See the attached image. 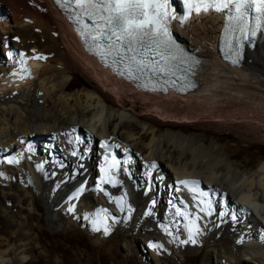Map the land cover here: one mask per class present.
Returning <instances> with one entry per match:
<instances>
[{
  "label": "bare ground",
  "instance_id": "obj_1",
  "mask_svg": "<svg viewBox=\"0 0 264 264\" xmlns=\"http://www.w3.org/2000/svg\"><path fill=\"white\" fill-rule=\"evenodd\" d=\"M225 21L209 12L172 20L173 30L210 42L194 51L197 87L147 94L87 56L50 0H0V264H29L24 221L14 228L7 215L31 214L37 197L51 223L68 219L95 242L119 228L144 233L124 250L141 246L147 264L163 250L204 246L206 264H264V163L243 170L215 142L185 131L213 122L264 138V35L230 61L220 52ZM73 70L89 79L76 92ZM75 131L86 137L81 145H72ZM50 138L57 148L47 152ZM106 139L118 144L114 158L99 149Z\"/></svg>",
  "mask_w": 264,
  "mask_h": 264
},
{
  "label": "snow or ice",
  "instance_id": "obj_2",
  "mask_svg": "<svg viewBox=\"0 0 264 264\" xmlns=\"http://www.w3.org/2000/svg\"><path fill=\"white\" fill-rule=\"evenodd\" d=\"M56 2L72 13L70 19L80 26V34L89 44V51H94L106 65L111 58V66L119 75L135 81L155 80L161 84L163 91H167L169 85L176 87L177 90L195 86L188 80L186 73L193 72L201 61L187 53L173 39L168 23L169 19L177 17H169L167 11L169 0H56ZM184 2L190 5V12L199 14L201 11L207 13L211 10L226 16L222 35V50L226 55L230 53L239 55L243 41L254 38L258 31L264 34V0H184ZM177 81L186 83L177 87ZM141 86L147 87V84ZM180 183L185 186L189 183L198 184L197 181L187 180ZM76 195L78 196L79 192ZM199 195L207 197L208 193L201 191ZM205 203L207 208L201 207L200 211L210 214L211 201L206 202L204 199L199 201L200 205ZM177 214L182 215L179 210ZM104 230L107 233L108 228L105 227Z\"/></svg>",
  "mask_w": 264,
  "mask_h": 264
},
{
  "label": "rangeland",
  "instance_id": "obj_3",
  "mask_svg": "<svg viewBox=\"0 0 264 264\" xmlns=\"http://www.w3.org/2000/svg\"><path fill=\"white\" fill-rule=\"evenodd\" d=\"M208 26H211L210 22ZM180 28L183 27L174 29V33L180 42L189 44L193 53L196 49H205L210 46L208 41L192 40L191 28L186 29L184 33L179 32ZM69 78H71L70 92L82 90L89 82L88 77L80 70H73V75H69ZM136 105L137 112L143 110L139 101ZM201 125V128L189 126L185 128V131L188 134L199 135L208 144L215 142L222 151L231 154L232 161L240 165L243 170L254 171L264 163V138L256 135L253 132L254 129L248 126L221 127L213 122H202ZM117 180L118 178L116 182ZM35 204L36 208L31 210L29 215L13 216L12 213L7 215V220L14 223V228L24 221L26 226L24 233L27 236L19 238V241L24 239L23 241L30 248L34 247L28 257L29 264H147L143 259L141 246L130 253L124 250L126 245H136L137 238L144 239L146 237L144 233L139 237H126V232L119 228L105 241L98 243L86 229L68 219L57 221L56 224L51 223L43 201L37 197ZM26 218H29L28 221L25 220ZM227 237H232V243H235L233 236L227 235ZM227 237L225 239H228ZM206 247L204 246L201 250L197 247L190 250H163L162 254L160 253V256L156 258L157 260L153 258V264H206Z\"/></svg>",
  "mask_w": 264,
  "mask_h": 264
}]
</instances>
